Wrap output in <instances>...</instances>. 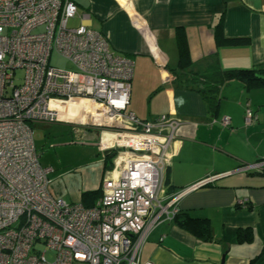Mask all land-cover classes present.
<instances>
[{"label": "crops", "instance_id": "0c3cea01", "mask_svg": "<svg viewBox=\"0 0 264 264\" xmlns=\"http://www.w3.org/2000/svg\"><path fill=\"white\" fill-rule=\"evenodd\" d=\"M71 1L77 7L72 26L84 24L101 33L111 52L134 62L128 111L144 121L167 115L182 122L164 173V200L190 189L177 201V215L204 219L211 230L209 240H203L177 218L163 222L148 233L138 263L264 264V175L254 174L264 169L242 170L264 161V87L247 89L233 79L220 87L213 110L189 83L192 74L209 67L264 65V0ZM219 25L225 38L247 43L218 45ZM179 31L191 62L184 71L177 70ZM247 109L256 115L252 125L245 124ZM225 117L229 126L222 124ZM35 128L44 133L34 147L39 164L52 170L49 192L67 203H96L110 164L99 145L112 146L113 140L61 123ZM74 141L97 146V153L71 171L62 170L56 154L41 162L49 149ZM54 157L59 169L48 164ZM205 181L210 182L192 189ZM95 191L96 197L82 200L83 193Z\"/></svg>", "mask_w": 264, "mask_h": 264}, {"label": "built area", "instance_id": "2783aa9c", "mask_svg": "<svg viewBox=\"0 0 264 264\" xmlns=\"http://www.w3.org/2000/svg\"><path fill=\"white\" fill-rule=\"evenodd\" d=\"M76 13L71 0H0V264H139L148 233L175 217L190 190L164 200L182 122L128 111L134 62L111 52L101 33L72 26ZM52 52L74 70L50 66ZM77 100L103 107L121 142L99 145L117 154L91 206L49 192L52 170L34 147L36 124L79 125L59 115ZM255 120L247 109L245 124ZM252 168L264 169V161L242 170Z\"/></svg>", "mask_w": 264, "mask_h": 264}, {"label": "trees", "instance_id": "16d2710c", "mask_svg": "<svg viewBox=\"0 0 264 264\" xmlns=\"http://www.w3.org/2000/svg\"><path fill=\"white\" fill-rule=\"evenodd\" d=\"M215 38L217 44L223 46H239L247 43V39L225 38L223 36L220 25L216 29ZM177 48V70L184 71L185 69H187L191 62L189 59L186 39L181 31H179L177 34ZM233 79L242 81L244 87L247 89L264 87V65L258 66L251 70H222L219 67H209L204 72L192 74L189 78V83L191 85V89L201 93L205 102L211 109L214 110L218 102V91L220 87ZM107 158L109 159L108 154ZM110 158L112 160L113 156L110 155ZM105 169L107 170L110 168L105 166ZM257 172L258 173L254 174L264 175V170ZM97 194V191L83 193L82 200L86 201V199L88 198L96 197ZM176 218L181 226L190 230L195 236L203 238V240H209L211 230L206 220L191 219L184 216L180 217L177 214L175 215L174 219Z\"/></svg>", "mask_w": 264, "mask_h": 264}, {"label": "rangeland", "instance_id": "374dc122", "mask_svg": "<svg viewBox=\"0 0 264 264\" xmlns=\"http://www.w3.org/2000/svg\"><path fill=\"white\" fill-rule=\"evenodd\" d=\"M49 65L54 67V68L60 69V70H66V71L74 70V66L70 62L66 61L64 58L59 56L56 52H52V54L49 58ZM17 75L21 76L22 73L18 72ZM36 125H38V124H36ZM65 125H67V124H65ZM35 126H33V129H32L34 140H36V138H38V137L44 136V133L42 131H39L37 128H35ZM73 127H76V125H73ZM77 127L87 129V130H91V131L99 130L101 132V134H102V132H107L109 134L114 133V128L109 123L107 124V126H102V127L86 126V125H78ZM72 144L73 145H66L65 146L66 148H58L57 147L54 150L49 149V150H51L48 152L50 154L46 153L47 155L44 157L43 161H41V162H44L47 159H51L52 155L56 154L58 156V159L63 163L62 168L65 167L62 170H68V171L70 170L71 171L72 168L80 166L82 164H85L86 162H89L93 158V156H95V154L97 153L96 151L98 150L97 146H92L89 143L82 145L80 143L77 144L74 141ZM116 154H117L116 150L115 151L110 150V153H108L109 159L107 158L108 159L107 164L108 163H110V164L107 167H109L110 169L112 166L111 163L113 162V158ZM110 155L113 156L112 160L110 158ZM48 164L52 165L53 167H56L57 169L60 168L59 165L57 164L55 157H54V162L48 163ZM110 169H108V170H110ZM47 258L51 259L52 255H47Z\"/></svg>", "mask_w": 264, "mask_h": 264}, {"label": "bare ground", "instance_id": "6f19581e", "mask_svg": "<svg viewBox=\"0 0 264 264\" xmlns=\"http://www.w3.org/2000/svg\"><path fill=\"white\" fill-rule=\"evenodd\" d=\"M59 115L61 118L79 125H91V126H107L109 119L105 114L103 107L93 105L91 103L77 100L74 103L68 105V108H59ZM104 139H112L113 142H118L117 138L113 134L102 132Z\"/></svg>", "mask_w": 264, "mask_h": 264}, {"label": "water", "instance_id": "95a60500", "mask_svg": "<svg viewBox=\"0 0 264 264\" xmlns=\"http://www.w3.org/2000/svg\"><path fill=\"white\" fill-rule=\"evenodd\" d=\"M96 132H97V135L99 136L100 131L97 130ZM107 153H108V151H105V154H107ZM208 182H210V181H205V182L201 183L200 185H198L196 188L201 187V186H204V185H206Z\"/></svg>", "mask_w": 264, "mask_h": 264}, {"label": "clouds", "instance_id": "9594fccd", "mask_svg": "<svg viewBox=\"0 0 264 264\" xmlns=\"http://www.w3.org/2000/svg\"><path fill=\"white\" fill-rule=\"evenodd\" d=\"M76 128H77V127H76ZM98 131H99V130H98ZM106 151H108V150H106ZM104 153H105V152H104ZM108 153H110V152L108 151ZM108 153H107V154H108ZM107 154H106V155H107ZM111 164H112V163H111ZM109 171H110V170H109ZM109 171H108V172H109Z\"/></svg>", "mask_w": 264, "mask_h": 264}]
</instances>
